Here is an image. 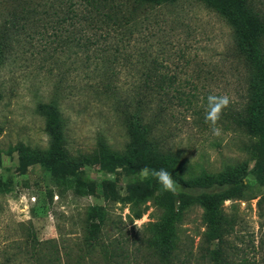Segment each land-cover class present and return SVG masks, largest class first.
Segmentation results:
<instances>
[{
    "label": "trees",
    "instance_id": "obj_1",
    "mask_svg": "<svg viewBox=\"0 0 264 264\" xmlns=\"http://www.w3.org/2000/svg\"><path fill=\"white\" fill-rule=\"evenodd\" d=\"M186 2L201 4L218 15L230 28L233 45L226 58L241 66L244 74V93L240 104L225 109L223 120H230L247 139L245 151L260 177L264 174V16L253 0H7L8 14L0 23V63L7 46H24L34 36L38 46H62L72 49L83 64L94 62L104 66L103 78L94 86L104 95L117 94L118 85L112 65L128 62L136 53L142 78L132 83L134 113L124 121L128 143L123 153L112 151L100 140L92 156H73L69 152L65 134L66 123L57 99L38 103L36 112L44 120L48 146L33 153L18 148L22 169L34 163L45 162L58 185L79 196L95 194L94 181L83 183L77 172L86 158L97 157L103 170H111L137 160L138 168L166 169L176 183L188 191L201 192L199 203L203 208L202 220L206 227L201 240L193 249L179 236V224L186 208L193 204L191 194L163 191L154 202L163 214L157 223L143 225L144 235L129 238L115 227L116 236L109 237L108 213L100 205L86 210L83 238L71 244L61 240H38L32 230H26L16 241L17 253L6 249L0 252V264H255L249 257L250 241L239 236L236 219L223 211V203L241 197L245 190L246 168L228 165L220 172L205 170L180 174L183 156L165 147L154 134L157 115L164 110L157 106L158 98L176 101L186 111L193 108L196 98L192 90L184 92L177 76L168 75L155 54L154 46H171L173 25L179 20ZM145 46L142 50V47ZM136 49V51H134ZM236 66V64H235ZM1 100V92H0ZM162 100V99H160ZM156 104V105H155ZM148 114L150 117H148ZM110 198L115 201L114 184L108 182ZM132 182L128 187L131 224L147 212L143 206L150 191L149 183ZM260 183V182H259ZM264 185V183H260ZM218 190H214V188Z\"/></svg>",
    "mask_w": 264,
    "mask_h": 264
},
{
    "label": "rangeland",
    "instance_id": "obj_2",
    "mask_svg": "<svg viewBox=\"0 0 264 264\" xmlns=\"http://www.w3.org/2000/svg\"><path fill=\"white\" fill-rule=\"evenodd\" d=\"M0 0V23L7 16V6ZM264 16V0H253ZM179 20L173 22L171 46H154L152 54L166 65L168 75L182 82L184 92L194 91L193 108L186 111L176 101L158 98L157 106L164 110L157 115L154 134L165 147L183 156L180 174L205 170L217 173L224 167L240 164L246 168V190L241 197L223 203L226 215L236 219V231L250 241L249 257L255 264H264V174L260 177L245 151L248 142L230 120L221 119L222 134L214 136L205 122L207 96L228 94L232 108L241 102L244 93V74L241 66L226 58L233 45L230 28L214 12L201 4L186 2ZM40 38L34 36L28 44L7 46L0 63V252L6 249L17 253L16 241L32 230L38 240L57 239L63 243L80 242L83 238L86 210L90 206L105 207L109 222V237L116 236L115 227L129 238L144 235L143 225L157 223L163 210L154 198L163 192L155 178L141 182L137 160L103 170L97 157L86 158L76 173L82 182L94 181V195L79 196L58 185L45 162L34 163L22 169L18 148L27 152L44 151L48 146L44 120L36 112L38 103L57 99L66 123L65 134L69 152L73 156H92L100 140L117 153H123L128 143L124 121L133 114L132 83L141 76L142 66L136 53L128 51V62H115L111 79L118 85L117 94L104 95L95 84L110 77L108 69L94 62L83 64L72 49L62 46H38ZM146 48L142 47V50ZM136 51V49H134ZM236 64V66H235ZM142 78V77H140ZM156 105V104H155ZM148 117L149 114H148ZM150 169H154L151 167ZM108 182L114 184L115 201H105L110 193ZM149 183L150 191L143 206L147 212L132 224L128 218V187L132 182ZM260 182V183H259ZM214 190H218L216 187ZM176 192L192 195L194 202L183 213L179 236L184 248L197 246L206 227L203 208L199 203L201 192H189L176 183Z\"/></svg>",
    "mask_w": 264,
    "mask_h": 264
},
{
    "label": "clouds",
    "instance_id": "obj_3",
    "mask_svg": "<svg viewBox=\"0 0 264 264\" xmlns=\"http://www.w3.org/2000/svg\"><path fill=\"white\" fill-rule=\"evenodd\" d=\"M232 104V98L228 94H209L207 96V110L205 113V122L210 125L212 134L214 136H220L222 129L220 121L224 114L225 109L229 108ZM155 178L161 185L163 191L175 192L176 182L172 178L171 174L166 169H150L148 167L142 168L139 172V180L141 182Z\"/></svg>",
    "mask_w": 264,
    "mask_h": 264
}]
</instances>
